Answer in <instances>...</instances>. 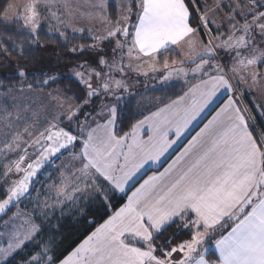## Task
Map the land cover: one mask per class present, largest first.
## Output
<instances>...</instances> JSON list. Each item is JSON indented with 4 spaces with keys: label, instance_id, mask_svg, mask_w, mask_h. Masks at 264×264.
Here are the masks:
<instances>
[{
    "label": "snow or ice",
    "instance_id": "snow-or-ice-1",
    "mask_svg": "<svg viewBox=\"0 0 264 264\" xmlns=\"http://www.w3.org/2000/svg\"><path fill=\"white\" fill-rule=\"evenodd\" d=\"M0 23L17 26L18 38L0 35V66L15 60L6 76L19 80L0 79V214L17 209L4 221L0 264H264V132L233 96L258 93L251 100L264 120V0H20L7 3ZM42 32L87 58L70 75L29 70ZM133 73L161 84L191 74L198 83L121 135ZM62 78L83 95L42 91ZM221 89L229 96L212 119L129 195ZM33 97L47 99L37 107ZM118 194L127 202L61 259L57 236H43L60 231L51 221L66 210L107 211Z\"/></svg>",
    "mask_w": 264,
    "mask_h": 264
},
{
    "label": "trees",
    "instance_id": "trees-1",
    "mask_svg": "<svg viewBox=\"0 0 264 264\" xmlns=\"http://www.w3.org/2000/svg\"><path fill=\"white\" fill-rule=\"evenodd\" d=\"M12 0H0V13L3 12L4 7L7 3L11 2ZM109 11L112 14V19H116L115 15V4L114 2L110 3ZM196 21H193V26H195ZM16 25H5L0 23V35H12L14 38H18V35L15 31ZM46 31V30H45ZM42 40L45 43V47L43 48H36L34 50L33 56L30 57V60L39 61V63L30 64L29 70H33L34 68L44 66L48 68H53L57 72H61L62 70L67 69L68 67L75 66L77 63L83 61L87 58V56H80V55H73L68 51V48L64 47L62 43H49L46 39H44V34L42 32ZM89 41L86 40H72L73 44L77 43H87ZM11 50V49H10ZM16 53L13 52L12 56L16 57ZM175 55V54H173ZM5 58L2 54H0V64L4 63ZM15 64V60L7 63L4 66H0V79H3L5 84L12 85L18 84L19 80L17 79H8L6 73H8ZM62 74V73H61ZM194 80H188L184 83L181 82H173L163 86L154 87L151 89L140 88L137 89L135 94L125 97L122 100V105L127 109L126 115L123 118L122 130L121 135L123 132H126L130 129L131 125L135 123L137 120H140L147 112H149L156 103H167L178 96H181L186 88L193 83ZM29 82H33L30 78ZM66 86H71L73 91L78 95H83L80 92L79 86L76 84L74 79H67L62 78L57 80L55 83H52L43 88V90H51L57 87L65 88ZM72 93H69L71 95ZM215 109V108H214ZM214 111V110H213ZM255 127L257 130L261 128L264 131V124L259 117H255ZM256 135V132L253 133ZM152 170H149L142 176V178L134 184L129 190L128 193L144 178L146 177ZM42 179V177H41ZM3 196L0 195V199ZM126 199V195H117L115 197L110 198V207L107 211L103 210L102 208L94 205L92 206L88 214L84 217L78 216L75 212L68 216H64L62 219L57 221L53 219L51 221L52 224H59L60 231L57 233H52L45 229L43 232V236L47 237L48 235H56L58 238V245L57 251L61 252L62 255L60 258L62 259L63 256H66L78 243L81 242L97 225L102 223L112 211L116 210L120 207ZM15 209L13 207L11 211H8L7 215L0 218V221L4 218L8 217L12 211ZM59 216V212L56 213ZM94 220V223H90L89 221ZM171 232L167 233L166 235H170ZM188 236L186 234H182L180 239H187ZM176 242H179L178 240ZM31 247V245L29 246ZM209 259L215 261L217 259L216 254L211 255ZM9 264H14V261H10Z\"/></svg>",
    "mask_w": 264,
    "mask_h": 264
},
{
    "label": "rangeland",
    "instance_id": "rangeland-1",
    "mask_svg": "<svg viewBox=\"0 0 264 264\" xmlns=\"http://www.w3.org/2000/svg\"><path fill=\"white\" fill-rule=\"evenodd\" d=\"M11 2H20V0H12ZM81 2H82V0H81ZM77 23H78V26H80L82 24H86L87 22L86 21H79L78 20ZM101 27H103V25H101ZM73 67H75V66L68 67L67 69L62 70L60 73L65 74V75H70L71 74V70H72ZM158 75L159 74H157V76ZM151 76H152L151 73H149V77H147V78L144 77V76H136L133 73L132 76H131V78L128 81V83L130 85L129 93L125 94L124 95V98L127 97V96H130V95L135 94L136 90L137 89H140V88L151 89V88H154V87H159V86L166 85V84H161L158 79H155V80L152 79ZM191 79L194 80V81H197L198 80V78H193V76L190 74L189 77L187 78V81L188 80H191ZM173 82H181V83H184L186 81L184 79H177V80L169 81L167 84L173 83ZM233 83H235V82H233ZM52 90L53 89H51V90H42V91L45 92V93H47V92L52 91ZM36 91L39 92L41 90L40 89H36ZM241 93H243V95H241ZM252 95H257V102H258L259 101V95H258V93H250V92L245 91L242 88H236L235 92L233 93L234 98L237 100V102L239 103V105L241 107H246L247 109H249L251 115L254 118L257 116V117H259L261 119L260 115L257 112V109L253 106V102L251 100V96ZM228 96H229V93L227 92V90L221 89V91L216 94V96L213 98L212 102L209 104L208 110L203 113L204 115H203V117L201 118L200 121H204L206 119V117H208V115L211 113V111L215 107H217L218 105H220L223 100L226 101L228 99ZM33 99L37 101L36 106L38 107L39 104H42V103L46 102V99L47 98L46 97H33ZM262 122L264 124V120H262ZM200 123H202V122H200ZM259 131L264 132L261 128H259ZM180 145L182 146V143H180L178 146H175V150ZM175 150H173L172 152H170L165 158L162 157L161 158L162 160H161L160 163L155 164V165H152V164L146 165L145 166V169L142 170L143 171L142 174H140V175L138 174L139 176L136 178L137 181H138V179H140V177H142V175H144V173L148 172L151 169L160 170V169L164 168L167 165V163L171 160V158H173V155H174L173 153L175 152ZM65 155H67V154H65ZM57 163H59V161H57ZM152 167H155V168H152ZM42 179H43V177H42ZM134 183L132 185H134ZM20 209L22 211H29L30 212L31 211V205H28L27 203H22V204H20ZM16 211H17V209L15 208L8 217H6V218H4L3 220L0 221V246H6L7 245V242H8V237L5 236V235H2L3 233L6 232V229L4 227V221L5 220H8L12 216V214L14 212H16ZM72 213H67V210H66L65 216H68V215H70ZM17 223H19V221H17Z\"/></svg>",
    "mask_w": 264,
    "mask_h": 264
},
{
    "label": "crops",
    "instance_id": "crops-1",
    "mask_svg": "<svg viewBox=\"0 0 264 264\" xmlns=\"http://www.w3.org/2000/svg\"><path fill=\"white\" fill-rule=\"evenodd\" d=\"M208 2L210 3H212L213 2V0H208ZM210 3V4H211ZM198 83V80L197 81H193V83H191L187 88H186V90L184 91V92H186V91H188V89L190 88V87H192L193 85H195V84H197ZM184 94V93H183ZM182 94V95H183ZM175 100V99H174ZM171 102V101H170ZM170 102H167V103H156L155 104V106L153 107V109H151L149 112H147L144 116H147V115H149L151 112H155L158 108H160V107H162L163 105H165V104H168V103H170ZM224 100L222 101V103L220 104V105H218L217 107H215V109H213L212 111H211V113L208 115V117H206V119L204 120V121H200L201 120V118L203 117V113L204 112H206L207 110H208V107L204 110V112H202L201 113V115H200V117H198L197 118V120L196 121H194L193 122V126H194V128H193V130H191V134L190 135H188V134H186V136H187V138L186 139H183V142H182V146L177 150H175V146H174V150H175V152L173 153L174 155H173V157L176 155V153L177 152H179L180 151V149L181 148H183V146H184V144H186L187 142H188V140H190L191 139V137L193 136V135H195L196 134V132H198L199 130H200V128H202L203 126H204V124H206V123H208V121L210 120V119H212V117L216 114V112L220 109V107L224 104ZM210 112V111H209ZM144 116L141 118V119H143L144 118ZM140 119V120H141ZM200 122H202V123H200ZM198 125V126H197ZM146 129H147V125H145V128H144V130H142L141 132H140V136L143 138V139H147V135H148V133H147V131H146ZM170 138H172L171 137V135H170ZM180 144V143H179ZM173 150H170L169 151V153L170 152H172ZM168 153V154H169ZM168 154H166V156L168 155ZM172 156V155H171ZM165 158V157H164ZM162 160V159H161ZM171 160H172V158H171ZM171 160L168 162V163H170L171 162ZM168 163H167V165H168ZM167 165L165 166V167H167ZM152 168H155V167H152ZM163 169L164 168H162V169H160V170H157V169H151L152 170V172H150L146 177H144L128 194L130 195L131 194V192L132 191H134L135 190V188L136 187H139V185L141 184V183H143V181L144 180H146L149 176H151V175H153L154 173H156V172H159V171H163ZM143 172V171H142ZM145 174V173H144ZM140 175V174H139ZM138 175V176H139ZM142 176H144V175H142ZM142 177H140V179H141ZM140 179H138V181L140 180ZM137 179L135 178V183L134 184H136L137 182ZM133 186V185H132ZM131 188V187H130ZM130 188H128L127 189V191L130 189ZM119 195H124V194H119ZM127 202V196H126V199H125V202L124 203H126ZM123 203V204H124ZM122 204V205H123ZM121 205V206H122ZM120 206V207H121ZM119 208V207H118ZM117 208V209H118ZM116 210H114V211H112L111 213H110V215L113 213V212H115ZM108 218V217H107ZM106 218V219H107ZM104 222V221H103ZM102 222V223H103ZM102 223H100V224H102ZM99 224V225H100ZM99 225H97L96 227H98ZM96 227L87 235V236H89L93 231H95V229H96ZM87 236L84 238V239H82L81 240V242L80 243H82L83 242V240H85L86 238H87ZM80 243H78L70 252H72ZM69 252V253H70ZM68 253V254H69ZM67 254V255H68ZM216 256H218V253H216Z\"/></svg>",
    "mask_w": 264,
    "mask_h": 264
},
{
    "label": "water",
    "instance_id": "water-1",
    "mask_svg": "<svg viewBox=\"0 0 264 264\" xmlns=\"http://www.w3.org/2000/svg\"><path fill=\"white\" fill-rule=\"evenodd\" d=\"M3 216H5L4 214H0V218H2Z\"/></svg>",
    "mask_w": 264,
    "mask_h": 264
}]
</instances>
